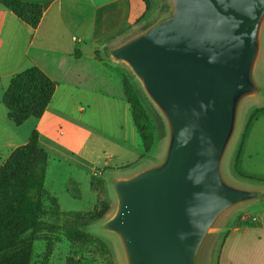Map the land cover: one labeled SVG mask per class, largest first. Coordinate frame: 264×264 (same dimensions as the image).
<instances>
[{
	"label": "water",
	"instance_id": "obj_1",
	"mask_svg": "<svg viewBox=\"0 0 264 264\" xmlns=\"http://www.w3.org/2000/svg\"><path fill=\"white\" fill-rule=\"evenodd\" d=\"M172 13L112 49L167 119L160 164L114 182L119 207L106 227L129 264H198L200 248L229 208L261 193L235 187L222 161L241 102L260 87L264 0H172Z\"/></svg>",
	"mask_w": 264,
	"mask_h": 264
},
{
	"label": "crops",
	"instance_id": "obj_2",
	"mask_svg": "<svg viewBox=\"0 0 264 264\" xmlns=\"http://www.w3.org/2000/svg\"><path fill=\"white\" fill-rule=\"evenodd\" d=\"M20 1L41 6L43 12L33 27L0 0V165L27 144L35 131L40 147L49 155L47 176L52 155L80 163L93 177L144 160L147 152L123 82L100 63L97 52L109 45L112 50L146 28L153 1ZM32 66L55 81L56 90L42 117L16 124L9 117L4 94L11 78ZM254 112L255 119L238 140L233 176L256 186L261 195L233 206L237 209L217 229L220 240L208 264H264V103L250 116ZM68 136L75 140L74 146L83 148L68 147L65 141L73 143ZM109 149L110 154L98 153ZM134 153H139L138 158L129 159ZM124 178L117 175L112 184Z\"/></svg>",
	"mask_w": 264,
	"mask_h": 264
},
{
	"label": "rangeland",
	"instance_id": "obj_3",
	"mask_svg": "<svg viewBox=\"0 0 264 264\" xmlns=\"http://www.w3.org/2000/svg\"><path fill=\"white\" fill-rule=\"evenodd\" d=\"M152 1L153 10L148 17L146 26L157 23L169 16L173 11L172 0ZM144 29L145 27L134 32L133 35L126 37L122 44L132 39V37L141 34ZM260 41L261 48L254 71V78L260 87V91L241 102L238 109L235 132L223 157L221 168L223 178L229 184L250 191H255L254 188L256 186H253L250 182L235 178L233 176V166L238 140L248 123L250 113L256 106L264 103V21L261 28ZM112 47L113 45H109L100 51L98 50L97 59L109 71H114L122 82L124 79H128L137 87L139 96L156 126V142L152 150L147 153V156L141 162L115 170L108 169L105 174L102 175V172L104 173L102 171L100 172L101 174L94 177L80 163H75L71 159L70 161L64 158L59 160L52 155L53 159H51L49 164L45 184L49 197L45 204L47 212H49L54 208L52 198L55 199L59 206V217H55L58 214L51 215L49 213L46 219L47 222L54 223L57 229L55 232L47 231V236L42 234L43 236H40L41 238L36 241L35 245L36 253L40 256L39 261H45L46 264H129L121 236L106 227L119 207V196L112 181L117 175H123L124 179L130 178L144 169L160 164L164 161L167 154L170 131L166 117L148 95L143 83L133 72L129 64L124 61H118L111 55L110 50ZM107 60L112 63H108ZM86 80H92V78H87ZM161 123H164L165 126L161 127ZM67 139L69 142H73L68 143L65 141L68 147H73L77 150L83 148L81 145L74 146L75 140L73 138L68 136ZM111 151L109 149L108 151L104 150L98 153L107 155ZM65 153L70 156L72 155L67 150H65ZM138 156L139 153H134L129 156V159L135 160ZM97 166L101 167V164L98 163ZM93 182H95L94 186ZM106 182L108 184L110 182L111 184L108 186ZM236 209L237 207H231L213 224L200 248L198 264H208L220 240L217 229L225 226L230 215ZM78 212L86 214L85 218L87 221L93 220L83 229L95 238L102 240L105 246L97 240L94 243L81 244L80 242H73L68 239L65 227L72 224L76 218V216L69 215ZM46 254L47 257L44 256Z\"/></svg>",
	"mask_w": 264,
	"mask_h": 264
},
{
	"label": "trees",
	"instance_id": "obj_4",
	"mask_svg": "<svg viewBox=\"0 0 264 264\" xmlns=\"http://www.w3.org/2000/svg\"><path fill=\"white\" fill-rule=\"evenodd\" d=\"M3 5L33 27L38 25L43 12L41 6L20 0H3ZM157 23L147 26L142 33ZM123 85L142 145L148 153L156 142V126L134 83L124 79ZM55 90V81L36 66L14 75L3 98L9 109V117L16 124H23L31 117H42ZM256 113L251 114L245 131L249 129ZM164 126L161 123V127ZM48 160L49 155L40 147L39 133L35 131L27 144L18 147L0 165V264H46L45 261H39L36 241L42 234L47 236V231L55 232L56 225L47 222L46 217L49 213H59L55 199L52 198L54 208L51 211L47 212L45 204L49 197L45 187ZM69 216H76L74 222L65 227L70 241L86 244L97 240L105 246L102 240L83 229L93 221H87L86 214L78 212ZM55 217H59V214ZM44 256L47 257V254Z\"/></svg>",
	"mask_w": 264,
	"mask_h": 264
}]
</instances>
